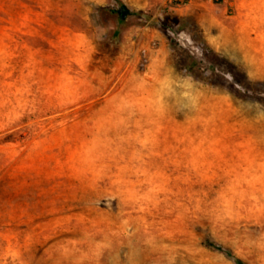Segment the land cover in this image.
I'll return each mask as SVG.
<instances>
[{"label": "rangeland", "instance_id": "rangeland-1", "mask_svg": "<svg viewBox=\"0 0 264 264\" xmlns=\"http://www.w3.org/2000/svg\"><path fill=\"white\" fill-rule=\"evenodd\" d=\"M121 1L0 0V264H264V0Z\"/></svg>", "mask_w": 264, "mask_h": 264}, {"label": "trees", "instance_id": "trees-1", "mask_svg": "<svg viewBox=\"0 0 264 264\" xmlns=\"http://www.w3.org/2000/svg\"><path fill=\"white\" fill-rule=\"evenodd\" d=\"M112 1L117 3V6L110 8L109 12L115 16L118 24L122 25L127 21L129 17L136 15V13L133 10H130L121 0H112ZM204 245L218 252L223 253L225 256L230 258L234 262V264H245L242 259L234 256L229 249L223 247L218 243L205 240Z\"/></svg>", "mask_w": 264, "mask_h": 264}]
</instances>
